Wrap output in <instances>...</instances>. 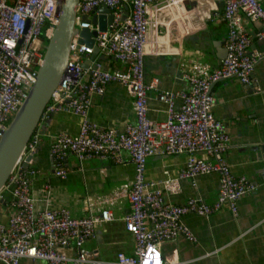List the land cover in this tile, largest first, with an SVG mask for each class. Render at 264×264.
Wrapping results in <instances>:
<instances>
[{
  "label": "built area",
  "instance_id": "1",
  "mask_svg": "<svg viewBox=\"0 0 264 264\" xmlns=\"http://www.w3.org/2000/svg\"><path fill=\"white\" fill-rule=\"evenodd\" d=\"M222 17L228 26L226 55L216 68L200 62L180 63V73L187 88L158 90V79H145L147 54L181 53L182 39L207 26L212 17L210 0H78L74 35L62 78L44 107L41 118L62 111L79 121L76 134L60 132L49 148L54 173L65 177L63 160L73 154L80 162L99 157L122 163L127 154L134 165V177L127 197L129 210L123 216L124 227L134 238V253L117 254L116 264H182L163 252V244L183 236L195 240L182 222L185 214L209 216L227 206L238 215L237 201L253 192L256 185L246 176L232 173L226 159L229 135L224 123L213 111L211 86L218 80L234 78L243 85L253 81V70L261 54L247 50L250 38L241 16L258 20L257 38H264V8L259 0H220ZM63 0H0V136L35 82L45 46L61 11ZM128 5L124 17L123 5ZM105 6L112 19L101 31L83 16ZM98 14L97 12H95ZM107 14V15H108ZM96 30L93 45L79 41L80 30ZM176 30L173 38L172 31ZM96 47L104 59L93 58L84 66ZM43 49V51H42ZM111 58L122 65L110 69L104 64ZM109 83L125 87L133 98L134 121L118 129L98 125L88 118L93 95L104 94ZM156 90L157 99L166 104V118L148 117V92ZM40 141L34 131L22 157L9 175L2 191L10 193L12 213L0 220V262L19 264L23 258L41 259L48 264H102L79 251L69 257L66 250H78L94 236L95 226L107 223L114 213L103 203L115 197L87 198L86 214L76 217L65 208L37 209L31 194L30 178L36 172L32 155ZM185 153V166L174 178L160 182L146 177L150 156ZM31 155L27 166L25 157ZM216 173L218 195L214 202L191 197L181 204L166 196L177 192L178 181L187 178L195 184L201 174ZM1 197V196H0Z\"/></svg>",
  "mask_w": 264,
  "mask_h": 264
},
{
  "label": "crops",
  "instance_id": "2",
  "mask_svg": "<svg viewBox=\"0 0 264 264\" xmlns=\"http://www.w3.org/2000/svg\"><path fill=\"white\" fill-rule=\"evenodd\" d=\"M259 2L264 8V0ZM210 4L214 10L207 26L182 39L180 54L146 55L145 79L157 78L158 90L187 88L180 73L182 61H197L216 68L224 59L228 26L222 17L221 1L210 0ZM241 20L250 38L248 52L262 55L255 64L253 81L243 85L234 78L221 79L212 84L211 92L214 114L224 123L229 135L226 159L231 171L236 176L248 177L256 188L238 199L237 216L223 206L209 216L191 213L182 217L195 240L179 236L163 244L164 254L182 264H264V183L258 178L263 163L254 151L264 144V38L256 36L260 28L258 20L243 15ZM104 64L110 69L122 68L111 58H105ZM157 92L149 91L147 102L148 117L156 121L166 118V104L157 99ZM88 118L98 125L121 129L134 121L133 98L125 87L109 83L104 94L92 96ZM78 129V118L70 113L59 111L40 119L35 130L40 141L32 155L36 172L30 178L31 194L37 209L65 208L76 217L87 213V198L115 197L111 203L102 204L113 211V220L97 224L94 236L85 240L79 250L71 246L66 252L69 257H75L82 251L102 264H116L119 252L127 256L134 253V238L126 231L123 222V216L130 208L127 194L134 177V165L127 154H124L122 163L99 157L80 162L75 155L68 154L63 160L66 176H57L49 155L50 145L60 132L73 135ZM185 161V153L150 156L146 163V177L156 182L174 178L185 166ZM178 185L177 192L166 196L171 203L181 204L191 197L212 203L218 195L219 180L216 173H208L196 176L195 184L182 178ZM0 196V220L6 221L13 211L9 203L10 193L2 191ZM19 264L48 263L23 258Z\"/></svg>",
  "mask_w": 264,
  "mask_h": 264
},
{
  "label": "water",
  "instance_id": "3",
  "mask_svg": "<svg viewBox=\"0 0 264 264\" xmlns=\"http://www.w3.org/2000/svg\"><path fill=\"white\" fill-rule=\"evenodd\" d=\"M77 2L78 0H63L58 22L52 36L48 39L42 62L37 69L36 80L0 136V191L21 159L30 136L40 122L45 105L62 78L72 38L78 33V29L75 27ZM123 8L125 17L128 13V5L124 4ZM108 12L109 10L105 6H101L92 12L91 18L83 16L82 19L97 25L99 30L104 31L107 23L112 19V15ZM79 33L80 42L93 45L92 36L96 35V30L84 28ZM172 33L175 38L177 31L173 30ZM97 53L98 49L94 47L93 53L83 65L88 66ZM99 59H104V56L100 55ZM254 151L258 153L263 163L258 172V178L264 183V144ZM30 158L31 155L24 158L22 167L27 166V161Z\"/></svg>",
  "mask_w": 264,
  "mask_h": 264
},
{
  "label": "rangeland",
  "instance_id": "4",
  "mask_svg": "<svg viewBox=\"0 0 264 264\" xmlns=\"http://www.w3.org/2000/svg\"><path fill=\"white\" fill-rule=\"evenodd\" d=\"M44 29H45V27H43V29H42V37L44 39V46H45L48 43V41H46V38L44 37ZM42 51H43V49H42Z\"/></svg>",
  "mask_w": 264,
  "mask_h": 264
},
{
  "label": "trees",
  "instance_id": "5",
  "mask_svg": "<svg viewBox=\"0 0 264 264\" xmlns=\"http://www.w3.org/2000/svg\"><path fill=\"white\" fill-rule=\"evenodd\" d=\"M46 41H48V39H46ZM37 128V127H36Z\"/></svg>",
  "mask_w": 264,
  "mask_h": 264
},
{
  "label": "bare ground",
  "instance_id": "6",
  "mask_svg": "<svg viewBox=\"0 0 264 264\" xmlns=\"http://www.w3.org/2000/svg\"><path fill=\"white\" fill-rule=\"evenodd\" d=\"M43 59V58H42ZM42 62V61H41ZM36 80V79H35Z\"/></svg>",
  "mask_w": 264,
  "mask_h": 264
}]
</instances>
